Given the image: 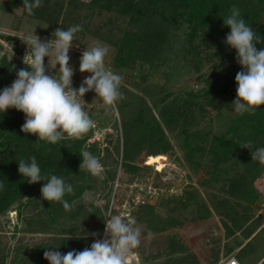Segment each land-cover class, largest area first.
<instances>
[{
	"label": "trees",
	"instance_id": "trees-1",
	"mask_svg": "<svg viewBox=\"0 0 264 264\" xmlns=\"http://www.w3.org/2000/svg\"><path fill=\"white\" fill-rule=\"evenodd\" d=\"M232 5L239 7L243 19L260 35L261 42L255 44L257 50L264 49V0H42V6L34 8L33 14H29L23 7V0H6L0 4V9L5 13L12 15L15 11L21 12L18 29L26 21L67 30L70 26L79 24L81 12H88L84 16L88 23L84 26V31L74 34L73 43L86 30L93 38L113 47L115 55L109 68L120 76L126 71H135L140 63L157 68L167 59V45L172 32L182 28L187 31L184 58L196 74L206 75L203 73L206 62L219 58L220 63H217L216 67H221L222 73L214 75L232 76L231 79L210 77L208 80L201 76L199 81L206 80L205 86L198 91H187L182 95L170 93L165 87L159 89L157 95L153 93V89H144L141 94L136 95L121 82L123 99L117 102L116 107L121 116L123 140L120 171L119 147H113V128L104 140L106 147L101 158L99 144L89 143L93 128L83 139L68 138L52 145L44 141L37 142V135L21 131L26 119L23 112L15 108L0 112V183L3 184L0 188V220L15 212L18 221L24 222L23 229L19 230L18 225H15L10 239H15L17 234L48 231L49 222L56 220L75 221L84 209L82 202L85 195L95 193L97 188L101 187L106 193L107 205L105 208L95 207V211L87 219L89 222L94 218L98 219V224L91 230L96 232V239L92 241L88 238H76L77 236L72 234L74 230H71L72 233H58L51 241L52 250L61 254L72 250L79 252L90 247L95 240L102 239L105 229L103 218L108 212L113 183L117 178L121 184L125 181L124 175L133 174L135 181L132 180L129 185L139 182L142 180V171H150L158 163H165L164 156L168 161L173 160L178 167H185L177 157L167 133L178 136L183 151L182 159L191 173L198 174L206 170V174L211 178L200 182L202 191L189 185L180 197L162 195L163 197L156 198L154 202L150 199L145 204L138 205L133 213V220L134 226H144L142 236H165L162 242L156 243L154 252L142 250V246L132 250L139 255L141 264H161L164 258H167V264H177L171 260L173 256L183 254L180 244L184 246V240L177 233L181 224H186L181 214L193 207L201 211V217L197 220L213 216L209 208L210 203L219 215L227 216L237 229L248 222V216L243 214L240 209L242 206L237 202L242 201L250 205L258 199L257 194L264 197V192L254 186L259 177L264 176V165L251 159V151L264 147V106L258 108L255 115L239 114L231 121L227 130L212 137L199 133L197 127L199 119L204 121L207 118V110L214 108L219 98L223 95L236 97L235 76L243 69L236 60V50L225 43L230 28L223 22V18L230 15ZM104 13L115 14L118 21H124L120 33L111 28L105 30L108 24L92 32L91 21L96 15ZM113 23L116 24V29H120L118 23L111 19L110 24ZM0 38L14 41V50L19 52V40L5 35H0ZM226 65L228 66L225 67ZM21 69H28V66L11 57L0 44V92L11 86ZM147 98L151 100V104ZM154 109L158 116L154 114ZM99 111L96 110L98 114L89 112L93 121L99 122ZM126 111L132 112V115L127 117ZM99 123L105 124L104 121ZM246 142H251L249 149L240 147ZM82 149L90 151L105 166L101 176H92L88 171L80 170ZM143 153V163H146L149 157L151 167L138 162ZM33 155L37 158L42 175L61 176L66 183L73 186V193L64 197L71 205L70 210H65L60 202H48L42 198L40 190L45 181L30 184L19 174L18 162L21 159L28 160ZM239 164L245 172L242 175L240 173L238 178L234 175L229 178V171ZM155 175L159 178L158 181L154 178L152 180L158 187L163 184L160 180L162 175L159 172ZM218 183H222V186H215ZM236 188L240 193L239 199L235 198ZM202 192H205L206 199ZM116 199L117 191L114 201ZM162 206L166 207L167 216L157 212ZM114 209L113 205L112 214L116 212ZM27 211L30 214L24 215ZM238 211L240 212L236 215ZM225 226L228 236L231 235L233 230L228 225ZM3 229L4 225L0 222V230ZM1 233L0 240L3 241L2 236L5 237L6 233ZM252 233L250 228L249 237ZM220 241V236H210L209 243L216 244ZM231 250L228 249L227 253ZM219 254L217 251L208 257V264H216ZM1 256L2 262H5V253ZM21 264L28 263L24 261Z\"/></svg>",
	"mask_w": 264,
	"mask_h": 264
},
{
	"label": "rangeland",
	"instance_id": "rangeland-1",
	"mask_svg": "<svg viewBox=\"0 0 264 264\" xmlns=\"http://www.w3.org/2000/svg\"><path fill=\"white\" fill-rule=\"evenodd\" d=\"M6 0H0V4L5 2ZM88 1V0H83ZM88 12H81L80 14V22L78 25L81 26L82 30L84 26L88 23V19H85L84 16ZM21 15L20 11H15L14 14H8L3 12L0 9V31L6 33H15L20 37L35 34L40 37L41 41H48L53 38V33L57 29V27H52L49 25H41L37 22H26L21 25L18 29V25L20 23L19 16ZM114 20L118 23V27L120 29H116V24H110V20ZM108 24L107 29L110 28L115 30L117 33H120L121 29H123L124 21H118L117 16L112 13H104L103 15H96L91 21V30L92 32L96 31V29L105 26ZM17 28V29H16ZM17 30V32L15 31ZM84 31V30H83ZM91 32V33H92ZM186 28H182L177 31H173L171 35V39L168 40L167 51H166V61H163L157 68H150L147 65H143L140 63L135 71H126L122 74V80L126 87L130 90V92L135 93L136 95L141 94V91L144 89H153V93L157 95L159 93V89L166 88L170 93L176 95H182L187 91H198L205 86L206 80L210 77H219L225 79H231V75H214L218 73H222L221 67H216L217 63H220L219 58H215L213 61L206 62L203 73L206 75L196 74L189 66L187 59L184 58L183 49L185 48V34ZM78 37L77 41L73 43V46L69 49V66L74 70V75L72 77V86L74 89H78L82 84V78H87L91 74L90 73H81L79 71L80 57L84 50L87 47L95 46L96 43L101 45H105L109 48V52L105 57V65L109 68V64L115 55V49L103 42H100L98 39H95L91 36L88 31L82 33ZM24 49H27V45L22 44ZM21 45V47H22ZM7 52H11L6 49ZM45 69L48 71L50 75L54 77H59V65H56L54 57H45ZM226 65L225 67H227ZM110 69V68H109ZM148 73V74H147ZM148 75V76H146ZM203 76L206 80L199 81V78ZM145 79V80H144ZM148 102L151 104V100L149 98ZM236 97H229L223 95L218 99L214 108L208 109L207 118L204 121H200L197 124L199 133L209 135L212 137L215 134H219L224 132L229 127L232 120L236 119L239 114L235 112L234 106H232L233 101ZM84 107L88 113H97L96 110H100V115L98 118L99 122L104 121V125L97 121H93L94 124H97L101 131L100 138L102 139L99 142L101 158H103V149L106 147V143L103 140V137L109 136L112 131V128L115 130L114 133V145L119 147V164L118 170L120 171V163H121V155L123 148V140H122V130H121V122H120V114L117 109L113 110L109 106L105 105L102 100L96 96L94 91L87 92L84 97ZM83 103V101H81ZM154 114L158 116L157 111L154 109ZM132 112L126 111V116L130 117ZM169 140L171 141L173 147L175 148V152L177 153V157L180 158V161L185 165L182 158L183 151L180 148V142L178 136H175L172 133H167ZM112 147V146H111ZM112 147V148H113ZM115 151V148H113ZM165 164L167 167L160 171L161 179L166 186L172 190V187L176 189L182 177L181 168L178 167L173 160H169L166 156H164ZM175 156L172 158L174 159ZM145 158V154L143 153L141 157L138 159V162L141 165H149L148 158L146 159V163H143V159ZM103 165V164H102ZM104 166V165H103ZM188 166V165H187ZM151 167V166H150ZM223 167H225L223 165ZM226 169V168H225ZM235 169V170H234ZM234 169L229 171V178L234 175L235 178H238L239 174L241 175L245 172L244 168L241 164L235 165ZM105 171V166H104ZM103 171V173H104ZM190 171V170H189ZM156 169L152 168L150 171H142L141 176L142 180L139 182H148V184L153 182V178L158 181L159 178L155 175ZM218 172H215V174ZM119 174V172H118ZM191 178L190 180L193 182L192 187L197 188L202 191L200 187V182L208 180L210 175L206 174V170L199 172L198 174L190 171ZM118 177V176H117ZM125 181L124 183H119L118 178L113 183V193L111 199L108 204V211L111 209L112 203L117 207L114 210L115 213L121 212L120 204L123 202L129 194V184L135 178L133 174L124 175ZM147 178V179H146ZM150 179V180H149ZM133 181V182H134ZM138 183V181L133 184ZM131 184V185H133ZM215 186H222V183H218ZM259 190L264 192V176L259 177L256 182V185ZM253 187V186H252ZM104 189L97 188V192L88 193L83 198V206L84 209L82 214L75 221H53L49 222L50 224L48 231L36 232V233H28V234H17L15 239H10L11 233L14 230L15 225H18V229H23L24 222L18 221L17 213L11 212L8 217L1 218V225H4V229L0 230L2 233H6V236H2L3 241L0 240V259L1 255L5 253L6 260L2 262L0 260V264H21L22 262L30 263V264H49L44 258V252L48 250H52L53 243L51 242L54 237L57 236L58 233H72L71 230L75 232L73 235L77 236L76 238H88L90 240H94L97 237L93 235L92 228L94 225L98 224V219L94 218L91 222L87 221L90 214L95 211V207L105 208L107 205L106 193L103 191ZM116 191H117V199L116 201ZM163 196H169L170 191L167 192L164 189ZM236 199H239V190L235 189ZM203 197L206 199L205 192H202ZM160 195L159 197H163ZM158 197H153L151 202H154ZM257 200L252 204H247L242 201H238V205L242 206L240 209L243 211L245 216H248V222L245 223L242 228L237 229L230 223V220L227 216L219 215L212 204L209 203V208L212 211L213 216L208 217L203 220H197L201 217V211L196 210V207L189 209L187 212L182 213V220L185 221L184 224L177 230L178 235L183 237V245L182 247L183 254L178 256H173L171 261H175L177 264H208V257H210L214 253L220 252L219 260L216 264H218L222 259L233 257L240 264H264V197L260 194H257ZM159 199V198H158ZM235 201V200H234ZM231 202V201H230ZM75 207H77L75 205ZM106 211V210H103ZM27 211L24 215L30 214ZM107 212V211H106ZM157 212L162 216H167V209L165 206H162L157 209ZM240 211L236 212L238 215ZM36 213V212H32ZM251 216V218H249ZM10 221H9V220ZM9 221V223H7ZM187 221V222H186ZM3 223V224H2ZM48 223V221L46 222ZM225 225H228L233 233L228 236V231ZM134 227L140 229V244L142 246V250H148L154 252L156 250V243L162 242L164 239V235H151L149 237H143L144 226L140 224H136ZM252 228L253 233L249 237L248 230ZM1 233V234H2ZM248 234V235H247ZM5 235V234H4ZM214 235V237H221V241L216 244L209 243L210 236ZM249 237V238H248ZM155 242V244H154ZM228 249H232L229 253H227ZM177 260V261H176ZM186 261V262H185ZM161 264H167V258L161 261Z\"/></svg>",
	"mask_w": 264,
	"mask_h": 264
},
{
	"label": "clouds",
	"instance_id": "clouds-1",
	"mask_svg": "<svg viewBox=\"0 0 264 264\" xmlns=\"http://www.w3.org/2000/svg\"><path fill=\"white\" fill-rule=\"evenodd\" d=\"M40 6L42 0H23V7L29 14ZM223 22L230 28L225 43L236 50V60L243 69L235 76L237 89L232 106L238 114L255 115L257 109L264 106V49L257 50L255 47L261 42V37L243 19L237 5L231 6L230 15L223 18ZM81 30L80 25L70 26L67 30L57 28L53 38L43 42L35 34L20 37L27 45L23 62L28 69L19 70L11 86L0 92V112L4 113L9 108L23 112L26 119L21 131L37 135V142L55 145L68 138L83 139L94 127L84 107L83 97L87 92L94 91L113 110L123 99L120 91L122 77L106 67L105 57L109 48L99 43L87 47L80 57L79 71L91 75L83 80L78 89L72 87L74 70L69 66V49L73 46L74 34ZM45 57H54L56 65H59L58 78L46 74ZM250 146L251 142H246L240 147L249 149ZM80 156V170H86L92 176H101L104 166L98 157L83 149ZM251 159L264 165V147L251 151ZM18 171L30 184L45 181L40 190L44 200L60 202L65 210L71 209L64 197L73 193V186L61 176L42 175L35 155L28 160L21 159ZM103 219V239L95 240L90 247L79 252L72 250L61 254L54 249L48 250L44 252V258L49 264H127L132 250L140 244V229L134 227L135 221L113 215L110 210Z\"/></svg>",
	"mask_w": 264,
	"mask_h": 264
},
{
	"label": "built area",
	"instance_id": "built-area-1",
	"mask_svg": "<svg viewBox=\"0 0 264 264\" xmlns=\"http://www.w3.org/2000/svg\"><path fill=\"white\" fill-rule=\"evenodd\" d=\"M0 35H5V36H9V37H13L17 40H19V52H16L14 50V41L9 42L5 39H1L0 38V44L5 48L8 49L11 54L12 57L25 64L23 62V58L26 55L27 49H24V46L22 45L24 42L20 39V36L15 34V33H6V32H2L0 31ZM22 45V47H21ZM25 45V43H24ZM45 62V60H44ZM26 65V64H25ZM46 74L50 75L48 73V71L46 70ZM73 87V86H72ZM93 136L92 138L89 140L90 144H93L95 142H99L102 139L100 138L101 136V132L99 133L98 131H101L98 127L97 124H94L93 127ZM105 136L103 137V140H105ZM182 172V177H181V182L179 184V186L174 189L172 187V190L169 189V187L166 186L165 188V183L159 185L158 187H156L153 182L148 184V182H138L135 183L133 185L129 186V194L128 196L123 199V202L120 204L121 212L119 213H115L113 215H121L122 217H124L127 220H133V213L135 211V209L138 207V205L140 204H145L148 200L152 199L153 197H159L160 195H163L164 189L165 191L169 192L170 191L172 193H170L169 196H182L184 193V190L189 186L192 185V182L189 181L191 174L189 169L185 166L183 169L181 168L180 170ZM160 173V172H159ZM114 205V202L112 203V206ZM112 208L110 209V211L112 212ZM117 208V207H115ZM134 221V220H133ZM104 238V233H103V237ZM127 264H141L140 262V257L137 253L133 252L131 253V255L128 257L127 259ZM218 264H240L235 258L230 257V258H226V259H222Z\"/></svg>",
	"mask_w": 264,
	"mask_h": 264
},
{
	"label": "bare ground",
	"instance_id": "bare-ground-1",
	"mask_svg": "<svg viewBox=\"0 0 264 264\" xmlns=\"http://www.w3.org/2000/svg\"><path fill=\"white\" fill-rule=\"evenodd\" d=\"M167 165L164 162L158 163L154 168L157 172H160L161 170L165 169Z\"/></svg>",
	"mask_w": 264,
	"mask_h": 264
},
{
	"label": "crops",
	"instance_id": "crops-1",
	"mask_svg": "<svg viewBox=\"0 0 264 264\" xmlns=\"http://www.w3.org/2000/svg\"><path fill=\"white\" fill-rule=\"evenodd\" d=\"M84 80V78H82V81ZM190 182H192L190 179H189ZM193 183V182H192Z\"/></svg>",
	"mask_w": 264,
	"mask_h": 264
}]
</instances>
